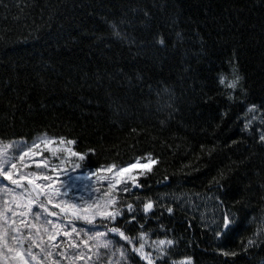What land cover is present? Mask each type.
<instances>
[{
  "label": "trees",
  "instance_id": "1",
  "mask_svg": "<svg viewBox=\"0 0 264 264\" xmlns=\"http://www.w3.org/2000/svg\"><path fill=\"white\" fill-rule=\"evenodd\" d=\"M234 72L241 87L229 99L219 77L231 79ZM262 130L264 0H0V145L76 140L70 148L86 156L77 174L91 178L151 153L158 163L142 188L129 184L125 194L91 185L96 194L89 199L108 200L111 191L115 207L125 210L127 203L156 202L154 216H145L140 203V219H120L119 226L135 237L145 225V250L151 251V242L164 238L163 225L176 241L168 264L184 257L192 264H264ZM27 170L44 171L34 165ZM6 198L0 197V206ZM37 205L28 223L38 224L39 212L80 235L61 231L49 241L32 229L42 239L37 247L20 225L24 243L18 250L30 261L120 264L119 244L114 255L94 245L91 251L82 243L72 247L90 229L105 230L100 217L89 224ZM224 214L233 223L218 238Z\"/></svg>",
  "mask_w": 264,
  "mask_h": 264
},
{
  "label": "snow or ice",
  "instance_id": "2",
  "mask_svg": "<svg viewBox=\"0 0 264 264\" xmlns=\"http://www.w3.org/2000/svg\"><path fill=\"white\" fill-rule=\"evenodd\" d=\"M158 44L161 46L165 45L163 38H160ZM219 84L222 85L227 92L229 93V99H233L230 93L238 90L241 87V77L238 73H233L232 78L228 79L225 76L219 77ZM256 111V106L252 105L249 108V113L254 114ZM255 118L254 115L252 117ZM251 126V121L247 120L245 123V128ZM38 141H33L32 145L28 147L27 145H22V150L19 152V161L23 162L27 157H40V160L36 162V168H46L49 169L52 173H59L62 169L59 164L53 166L49 163H46L43 159V153L40 151L41 146L48 151L60 153L59 148H54L53 145H65L63 152L68 153V158H61L60 155H57L55 158L61 161V164L67 165L69 160L73 161V170H80L82 165L79 161H84L86 156L78 151L73 150L69 145H76L77 141L73 139H65L64 137L59 138H38ZM259 141L261 144H264V130L261 131L259 136ZM14 147V145H13ZM89 153L94 152V149H89ZM158 161L153 157L151 153L147 154L146 157L140 158L137 157L133 161L127 163L124 166L111 165L104 169V171L113 175V181L108 183L110 190L122 188V191L125 194H129V184L132 186V190L140 189L143 187V181L145 177H148L149 173L152 172L153 166L156 165ZM66 170V169H64ZM97 171H101L97 169ZM95 173H89V176L94 175ZM0 178L4 181L9 182L15 188H24V182L27 181V185H31L32 192L27 193V202H24L23 193L15 194L13 198L3 201L4 206H0V257L7 256L9 258V264L12 260H17L19 264H29V261L25 259L26 253L20 251L24 243V237L20 235L21 228L20 225H23L25 229L29 230L28 240L35 244L37 247H40L42 244V239L37 240L32 234V229L36 230L41 238L44 234H47L49 241H55L57 236L60 235L63 231L65 237L70 235H80L77 232V229L73 227L71 232L68 228H62L61 225L54 224L52 221H49L46 216L42 217L39 213L34 215V220L39 223H28L27 216L32 209V206L37 203L38 199L43 197L46 198L48 204L53 203L54 196L66 195L61 191L60 185L58 184L59 177L49 174L35 173L32 175H25L19 172V164L16 162L15 156H9L7 151L0 150ZM88 178V177H77ZM167 179V177L165 178ZM41 181L37 183L36 181ZM218 186L219 185V182ZM35 195H32V193ZM15 193V189H13ZM109 198L105 201L103 205L99 203H93L91 205L81 208H77L75 205H67L61 203H55L53 206L60 208L62 211H67L71 209L73 214L81 212L83 214V219L89 223L93 224L96 220V216L99 215L102 221L105 223L102 225L104 231H94L93 229L89 230L87 238H82L79 242L72 245L77 249L80 248L81 243L89 251L92 250L93 245L97 250H105L107 253L109 250L113 255L117 251V244H119V256L120 264H124L125 258L128 261V264H141L142 261H146V264H168V257L172 253V249L176 245L174 239L167 237V229L161 225V229L164 235V238H158L155 241L151 242V251H146L145 249L149 247L146 243L148 234L144 231L145 225H141L139 229L138 236H130L128 228H122L120 225V219H124L128 223L135 224L139 219L140 203H142V211L145 216H154L156 202L150 198L146 201H137L135 203H127L126 210L119 207H115L118 204L116 199V194L114 192L105 193ZM19 201V202H17ZM39 206L44 209L45 212L48 209L45 207L44 199H39ZM113 207V210H109V207ZM166 211L171 214L173 208L167 207ZM11 214L10 222L8 214ZM50 215L55 216L56 213H49ZM17 217L20 218L19 224L17 223ZM232 217L230 214L223 215V224L222 230L216 232V236L219 238L222 235H225L232 227ZM47 225H51L52 230L50 231ZM219 227V226H218ZM94 231V234H92ZM109 234H112V238H109ZM119 237V241L115 240V237ZM123 241L124 243H120ZM255 243L254 240H248L247 245L253 246ZM129 245L131 249L129 250ZM138 245V246H137ZM46 251L45 248L41 249ZM221 254L224 257L237 255L236 252L222 251ZM27 255H31V252L28 251ZM159 257L157 259L156 257ZM78 259L83 260L84 257H77ZM107 259V255L105 256ZM109 264H112L109 261ZM172 264H192L191 257H184L179 261L173 260Z\"/></svg>",
  "mask_w": 264,
  "mask_h": 264
},
{
  "label": "rangeland",
  "instance_id": "3",
  "mask_svg": "<svg viewBox=\"0 0 264 264\" xmlns=\"http://www.w3.org/2000/svg\"><path fill=\"white\" fill-rule=\"evenodd\" d=\"M41 138H45V137H41ZM37 142L38 139L36 140ZM33 143V142H32ZM32 143H30L29 145H27L28 147H30L32 145ZM23 145V143L21 142H17L16 144L11 145H0V150H5L7 151L8 155L11 156H15L14 153H19L22 148L21 146ZM71 145L67 146L70 147ZM54 148H59L61 150L60 153H56L55 155L53 154V152L48 151L47 149H44L43 146H41L40 151L44 154L43 155V159L46 163H49L50 165H57L59 164L61 167V171L59 173H52L49 171V169L46 168H42L44 171L41 172V174H49V175H54V176H58L59 180H58V184L60 185L61 191L63 193H66V195H59V196H54L53 199V203L52 204H48L46 198H39V199H44V204L45 207L49 208L51 211L53 212H67L69 214H73V211L71 209H68L67 211H62L60 208L54 207L53 205L55 203H61V204H67V205H75L77 208H81L91 205L94 202L95 203H99L101 205H103L105 203V200H95V201H91L89 199V196H93L96 194V192L94 190H92L90 187L91 185H97V184H108L109 182L113 181V175L103 171L97 175H95L93 178L88 177V176H82L77 174L78 170L74 171L73 170V165H72V161L69 160V163L67 165L61 164V161L59 159H56L55 157L57 155H60L61 158H68V153L67 152H63V149L65 147V145H53ZM17 159H19V154L16 157ZM40 160V157H27L25 158V160L23 162H20L21 167H19V172L23 173L25 175H32L36 173V170H31L32 172L28 171V167H30L31 165L36 166V162H38ZM66 169V170H64ZM88 177V178H81L78 179L77 177ZM61 179V180H60ZM2 178H0V197L5 198L6 199H11L13 198V196L15 194H19V193H23V197L22 199H24V202H27V193L28 192H32V187L31 185H27V181L24 182L25 187L24 188H15V186L11 185L9 182L4 181ZM37 183H40L41 181H36ZM13 189H15V193H13ZM78 193H81L82 195L77 196ZM32 195H35V193L33 192ZM78 197H80L82 199V201H79ZM39 199L37 201L36 204H34L32 206V209L30 212H33L34 210H36L39 203ZM19 202V201H17ZM4 206V205H3ZM42 210L44 211V209L42 208ZM29 212V213H30ZM35 213H39V212H35ZM74 216H78L80 217L85 223H87L84 219H83V214L82 211L81 212H77L76 214H73ZM53 217V216H52ZM97 217H99V215H97ZM19 218V217H18ZM10 222V221H9ZM25 259L27 261H29V264H40L37 261H30V258L25 257ZM0 264H9V258L7 256L4 257H0ZM11 264H19V262L17 260H12Z\"/></svg>",
  "mask_w": 264,
  "mask_h": 264
},
{
  "label": "bare ground",
  "instance_id": "4",
  "mask_svg": "<svg viewBox=\"0 0 264 264\" xmlns=\"http://www.w3.org/2000/svg\"><path fill=\"white\" fill-rule=\"evenodd\" d=\"M75 217L80 218V217H78V216H75ZM80 219H81V218H80Z\"/></svg>",
  "mask_w": 264,
  "mask_h": 264
}]
</instances>
